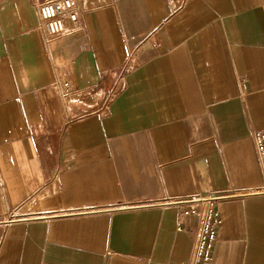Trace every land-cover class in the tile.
Masks as SVG:
<instances>
[{
  "label": "crops",
  "instance_id": "0c3cea01",
  "mask_svg": "<svg viewBox=\"0 0 264 264\" xmlns=\"http://www.w3.org/2000/svg\"><path fill=\"white\" fill-rule=\"evenodd\" d=\"M45 1L0 0V264H186L165 200L220 194L211 264H264V0Z\"/></svg>",
  "mask_w": 264,
  "mask_h": 264
},
{
  "label": "built area",
  "instance_id": "2783aa9c",
  "mask_svg": "<svg viewBox=\"0 0 264 264\" xmlns=\"http://www.w3.org/2000/svg\"><path fill=\"white\" fill-rule=\"evenodd\" d=\"M36 7L41 28L48 41L64 34L66 30V17H69L73 22L78 21L79 8L75 4V0H46L45 2L37 4ZM125 73L126 69H123L116 74L115 85L107 95V101L116 96L120 91L126 77ZM54 86L59 93L63 95L68 94L70 89V84L68 82H57ZM254 139L261 169L264 174V129L255 131ZM241 193L242 192H238L235 194ZM244 194L263 195L264 184L259 189L245 192ZM233 196L229 194L207 196L195 195L186 199L165 200L166 203L185 207L186 215L196 216L198 218V227L195 232L193 251L186 264H211L219 228L222 223L220 205Z\"/></svg>",
  "mask_w": 264,
  "mask_h": 264
}]
</instances>
